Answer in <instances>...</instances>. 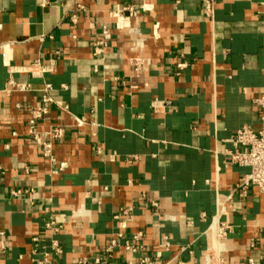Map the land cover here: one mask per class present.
<instances>
[{
	"label": "crops",
	"instance_id": "0c3cea01",
	"mask_svg": "<svg viewBox=\"0 0 264 264\" xmlns=\"http://www.w3.org/2000/svg\"><path fill=\"white\" fill-rule=\"evenodd\" d=\"M206 1L0 0V264H264V192L229 156L262 127L264 0Z\"/></svg>",
	"mask_w": 264,
	"mask_h": 264
},
{
	"label": "built area",
	"instance_id": "2783aa9c",
	"mask_svg": "<svg viewBox=\"0 0 264 264\" xmlns=\"http://www.w3.org/2000/svg\"><path fill=\"white\" fill-rule=\"evenodd\" d=\"M213 0L206 1V13L210 14L212 12ZM77 8L83 9V6L78 5ZM128 14L129 17L136 16V9L133 6L124 7L116 10L112 13V16L116 18H122L124 15ZM110 41V34L105 29L103 35L98 39L94 45L95 53L100 54L103 49L108 46ZM18 89L22 90L21 86ZM50 86H47L46 90H49ZM45 102H52L49 97L44 98ZM254 104L261 111V129L256 133L249 127L241 128L237 132V136L234 140V150L229 153L231 163L237 165L238 167L245 170L242 178L241 184L238 185L237 189L242 191H247L250 187L255 186L264 192V95L258 97ZM31 119L29 120L30 130L29 134L32 136L35 143L41 148L43 156L51 162H55L54 156V142L64 135V129L60 127L52 128L47 132H40L38 130V122L43 120L48 114V108L45 106L31 108L29 110ZM245 148V150H241ZM228 226L223 224H216V241L226 238L228 234ZM4 234L0 232V237ZM141 236V234H139ZM138 236V237H139ZM137 237V238H138ZM136 238V239H137ZM115 242L112 246H115ZM165 246L169 247V242L165 240ZM56 252L61 253L58 245H54ZM3 244L0 241V250L3 249ZM127 250L136 251L130 244L126 245ZM217 254V253H215ZM49 264L48 260L45 261ZM142 264H152L149 258H143L141 260ZM252 264V260H250ZM84 264V263H81ZM205 264H215L213 256L207 255L205 259Z\"/></svg>",
	"mask_w": 264,
	"mask_h": 264
},
{
	"label": "bare ground",
	"instance_id": "6f19581e",
	"mask_svg": "<svg viewBox=\"0 0 264 264\" xmlns=\"http://www.w3.org/2000/svg\"><path fill=\"white\" fill-rule=\"evenodd\" d=\"M211 229V230H210ZM209 230H210V235H211V239H212V241L214 242V243H216V245H217V241L215 242V239H216V230H215V226L214 227H212V228H210ZM222 247V246H221ZM217 250V249H216ZM217 252V251H216Z\"/></svg>",
	"mask_w": 264,
	"mask_h": 264
}]
</instances>
